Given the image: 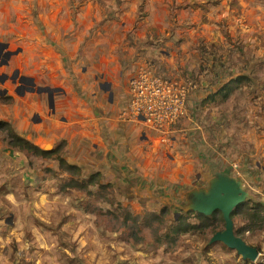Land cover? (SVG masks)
Masks as SVG:
<instances>
[{
    "label": "rangeland",
    "instance_id": "1",
    "mask_svg": "<svg viewBox=\"0 0 264 264\" xmlns=\"http://www.w3.org/2000/svg\"><path fill=\"white\" fill-rule=\"evenodd\" d=\"M29 1L30 10L37 9L38 0ZM83 1L71 0L76 5ZM105 1V5H111V0ZM50 4L52 6L43 9L48 21L53 17L50 14L53 8L58 9L57 14L63 15L68 8L65 0ZM85 4L83 2L77 8L81 11ZM92 7L97 9L95 1ZM34 12L36 15L30 14L29 18L20 17L22 32L11 45L0 46L4 54L16 58L27 54L31 57L40 50L38 45L49 50L53 47L63 61L71 64V67L62 64L61 68L66 67L78 76L79 57L72 59L61 47L58 48V43L52 44L47 37L50 23L40 20L37 11ZM112 21H98L83 41L84 54L80 64L83 68L90 64V58L85 55L90 41L93 44L113 37L115 47L117 44L119 51L128 56L130 48L138 44L131 41L139 39L135 36V29L147 24L142 19L130 32L128 19L112 18ZM79 24L71 23L73 27ZM172 24L166 32L161 28L148 32L153 37L149 39L147 36L146 40L152 44L161 36L164 37L160 38L162 40L167 38L169 51L177 52L163 55L160 69L175 74L184 71L186 76L180 79H195L197 87L193 89L188 107L190 112L170 125L163 135L130 124L116 127L118 122L113 124L112 120L125 113V101L113 94L105 103L100 95L103 92L91 96L83 91L81 97L60 100L64 96H58L57 89L43 87L34 90L30 83L27 87H14L22 98H0V264H243L244 259L236 250L223 242L210 243L212 234L174 233L172 229L188 209L184 193L192 188L206 187L215 172L213 147L221 144L218 147L222 149L220 137L225 136L226 141L231 137L230 133L221 135L226 131L225 123L215 128L207 116L225 111L230 113L232 97L225 102L228 105L222 104V108L202 105V100L221 82L240 75L245 72V67L258 60L257 92L262 98L250 105L254 110L261 107L264 113V37L260 45L252 32L238 37L225 35L224 38L223 34L211 33L212 39H186L177 34L181 24ZM224 26L227 30L224 21L211 23L214 30L223 31ZM127 31L128 36L119 41L120 34ZM181 41L184 49L191 44L198 47V61L192 63L191 69L188 66L182 68V59L177 57ZM126 47L128 49L124 50ZM256 50H262L263 56L257 55ZM137 56L150 61L141 50ZM26 61L20 63L17 60L9 67L0 66V73H3L15 65L10 85H15L12 78L18 75L19 67L29 69ZM145 65L153 69L152 64ZM250 87L243 90L247 97L244 94L235 96L234 104L254 96ZM1 89H4L2 85ZM49 92L45 100L43 93ZM72 101L79 109L70 108ZM56 107L58 111L54 112ZM36 111L56 113L63 120L70 114L72 122L66 124L55 147L59 150L57 155L45 156L28 147L29 151L11 145V133L16 123L33 125L29 113H38ZM100 114L107 117L105 121L98 119ZM55 123L56 120L51 122L53 133L62 130ZM72 123H76L79 129L74 131L70 127ZM144 160H147L146 166ZM66 163L80 166L82 174L68 171ZM94 174L97 184L90 185L89 190L84 189L86 179ZM249 174L252 179L245 182V188L250 192V198L264 202V178L258 179L253 168ZM259 176L264 177V172ZM248 240L260 244L262 251L257 261L264 263V230Z\"/></svg>",
    "mask_w": 264,
    "mask_h": 264
},
{
    "label": "crops",
    "instance_id": "2",
    "mask_svg": "<svg viewBox=\"0 0 264 264\" xmlns=\"http://www.w3.org/2000/svg\"><path fill=\"white\" fill-rule=\"evenodd\" d=\"M65 1L68 7L66 13L64 15L62 13L57 14L56 12H58V9L53 8L50 11V14H53V17L50 21L46 19L47 17L43 13V9L45 6H52L50 3L57 2V0H47L46 2L44 0H38L36 3L37 9L34 10H36L39 14L40 20L48 21L50 23L47 29V36L51 40V43H58V48L61 47V49L66 54L70 55L72 59L84 54L83 41L85 40V37H83L82 34L86 35L89 33L93 27H95L98 21H106L107 23H111L113 22L112 18L119 20L128 19L130 23L129 31L131 32L133 29H135V23L143 19V21L147 22V24L144 27L140 25L135 29V36L139 39L132 37L135 39V41H131L138 44H136V47L131 46L132 48H130V53L128 56H126V58L128 61H130V63H132L131 67L134 69L138 68V66H147L145 64H152V70L154 72L163 75L167 74L169 77H174L173 79H180L186 76V73L181 71L182 74H175L164 71L160 69V65L163 63V55H175L177 51H169L167 46L168 39H160L164 38L162 36L158 41H155L152 44L147 42V36L149 39L150 37H153V35H149L148 32L155 31L158 28L163 29L162 32H166L167 27L171 26L172 22V25L181 24L182 28L177 31V34L186 39H212L211 33H217L220 35L223 34L224 38L225 35L238 37L242 33L252 32L255 35V40L258 41V44L260 45L264 37V0H111V5L108 3L105 5L107 2L105 0H85L83 2L86 4L81 11L77 7L82 5L83 2H81L79 5H76L75 3H72L71 0ZM94 1L96 2V10L92 7V2ZM28 5H30L29 0H22L21 7L29 12L27 16H24L25 18H29L30 14L36 15L34 10H30ZM1 11L5 10L2 9ZM72 21L74 23L79 22V26L73 27L71 25V23H73ZM221 21L227 23V30L225 26L223 31L219 29L214 30L211 28V23H217ZM67 24L68 26H66ZM153 24L156 25L154 26ZM69 26L72 30L68 31L67 28ZM78 31L79 34L77 33ZM129 31H127L125 34H120L119 41L124 40L128 36ZM259 34H261L260 37L258 36ZM136 40L140 41L137 42ZM182 42L183 41L180 43V48H177V57L178 59H182V68L186 69V66H188V68L191 69L192 63L194 61H198L199 50L196 44H191L184 49L181 46ZM4 44L11 45L12 43L9 41L0 40V46ZM38 47L40 48L38 55L41 56L44 61H48V68H51L52 72H57L58 75H60L57 76V78L61 77L63 73L61 69L63 60L61 59L58 51L53 47H51L50 50L44 46L38 45ZM126 49L128 48H124V50ZM139 50L143 51L146 54V58H149L150 61L148 59L139 58L137 56ZM85 51L87 57H90V45L87 46ZM255 53L257 55L259 54V56H263L264 54H262V50L260 52L256 50ZM28 58H30L28 54L21 55L19 58H16L12 55L6 56L3 52V49L0 48V66L2 67H9L16 63L17 60L22 63L24 59L27 60ZM13 67L8 68V71L0 73V85H2L5 90H13L16 85L23 86L17 83L16 80L19 76L21 68L24 66L19 67L17 69L18 75L12 78L15 85L9 84L11 82L10 78L13 74ZM177 68H179V66H177ZM77 69H79V71L84 70L80 63ZM257 72H260L258 60H255V63H251L245 67V72H243L252 79L250 82V90L252 93H255L252 98L243 102H239L238 104H234V98L237 94H244L246 97L248 96L246 91L243 93V90L246 88L239 89L231 96V101L233 104H229L232 105V110L230 113H226L225 111V113H219L216 116H207V119L209 122L211 121V124L215 128H218V125L222 122L225 123V129L227 132L225 131L221 135L228 133L231 134V137L228 141H226L225 136L220 137V141L223 142L222 149L218 147L221 146V144H216L217 147H213V150L215 151V155H213L216 164L215 169L223 170L224 172H227L237 178L241 177L242 180H240L243 181L244 186L248 179H252L251 174H249V172L252 171V168L255 170L256 177L258 179L264 178L263 176H259L264 172V113L262 112L261 107H259L258 110H254L250 105V103L253 101L256 103L261 101L262 98V95L257 92ZM250 73L254 77H252ZM49 94L50 92L47 93V95ZM193 95L194 91L189 98L188 107H190V102ZM226 105L228 104H225V106ZM76 107L74 108L79 109ZM215 107L222 108L224 106L221 105V107ZM36 112L38 113H29V118L33 119V125L27 127H34L37 130L52 132L51 122L56 120L58 126L60 125L59 127L64 131L66 124L68 123V125H70L72 122V120L69 118L70 114L65 116V118L68 117V120H62L60 116V118L56 116V113H41L40 111ZM17 114L23 115L26 113ZM34 115L37 116L34 118ZM106 118L107 117L103 116L102 114H100V117H98V119L103 121H105ZM112 122L113 124L116 123L113 120ZM115 126L118 127L120 125L116 123ZM70 127L75 131L79 126L76 123H72V126ZM62 134L59 136V139L61 138ZM221 165H224L225 168H222ZM248 166H250V168H248ZM242 171L243 174L241 175L240 173Z\"/></svg>",
    "mask_w": 264,
    "mask_h": 264
},
{
    "label": "flooded vegetation",
    "instance_id": "3",
    "mask_svg": "<svg viewBox=\"0 0 264 264\" xmlns=\"http://www.w3.org/2000/svg\"><path fill=\"white\" fill-rule=\"evenodd\" d=\"M0 5H2V7H0L1 10L4 7H8L7 11L3 9L5 11L0 12V40L13 43L16 40V36L22 32V20L20 17L27 16L29 12L21 7L22 0H0ZM67 29L68 31L71 30L70 26ZM110 32L112 33L113 31L110 30ZM90 33L91 32L87 33L83 37H88ZM89 45L91 49V56L89 57L90 64L86 65L84 70L79 71L78 69V76L65 67L63 69L61 68L63 75L57 78V76L48 69V61H44L41 56L38 55L39 50H37L25 63H28L29 69L25 70V66L22 67L16 82L25 87L32 83L31 88L34 90H40L43 89V87L57 89L58 96H64V98L61 97L60 100L81 97L83 91L89 95L103 92L100 94L103 103L109 98L110 94L115 95L117 98L126 97V84H129L134 68L131 67L132 63L127 60L124 53L119 51L117 44L115 47V39L113 37L110 39L103 38L93 44L92 41H90ZM78 60L81 64L83 56H79ZM62 64L71 67V64L67 61H63ZM20 78H24V80ZM103 82L106 83L105 86ZM4 96L11 98L14 96L21 97L14 88L13 90L1 89L0 98ZM43 97L47 100V93H43ZM76 106L77 103L72 101L70 108ZM97 108H100V105H98ZM53 111L57 112V107L53 109ZM118 113L119 111L117 110L116 114L118 115ZM65 119L68 120V117ZM56 124L58 125V123ZM118 125L121 124L118 123ZM77 129H79V127H77ZM146 161L147 160H144V165ZM214 175L215 172L212 173L211 177Z\"/></svg>",
    "mask_w": 264,
    "mask_h": 264
},
{
    "label": "water",
    "instance_id": "4",
    "mask_svg": "<svg viewBox=\"0 0 264 264\" xmlns=\"http://www.w3.org/2000/svg\"><path fill=\"white\" fill-rule=\"evenodd\" d=\"M2 9L7 11L8 7ZM126 85L128 86V84ZM62 131L46 132L20 124H16L14 127V132L18 136L45 151L55 149ZM249 198L250 192L245 188L243 181L220 170L210 178L207 187L193 188L185 192L188 210L199 212L205 216H211L216 211L223 214L225 229L215 233L211 238V243L223 242L228 248L236 250L245 261L256 262L260 256L257 247L249 245L236 234L232 218L234 210Z\"/></svg>",
    "mask_w": 264,
    "mask_h": 264
},
{
    "label": "built area",
    "instance_id": "5",
    "mask_svg": "<svg viewBox=\"0 0 264 264\" xmlns=\"http://www.w3.org/2000/svg\"><path fill=\"white\" fill-rule=\"evenodd\" d=\"M196 87L195 79H173L147 66H138L133 69L127 86L125 113L114 121L163 135L170 125L188 113V101Z\"/></svg>",
    "mask_w": 264,
    "mask_h": 264
},
{
    "label": "trees",
    "instance_id": "6",
    "mask_svg": "<svg viewBox=\"0 0 264 264\" xmlns=\"http://www.w3.org/2000/svg\"><path fill=\"white\" fill-rule=\"evenodd\" d=\"M251 80V77L245 75L243 72H240V75L236 77H230L226 82H221L216 89H212V91L202 100V105H222L232 96L235 91L249 86ZM188 112L190 111L188 110ZM11 135V145L15 148L27 151H29V149L36 150L45 156H54L59 153L58 149H55L51 153H46L26 139L24 140L18 136L14 131H12ZM19 144L24 146H20ZM26 147L29 149H26ZM61 162L64 163V160ZM65 167L73 174H79L82 170L80 166H74L71 163H66ZM216 171L219 170L215 169V172ZM77 184L82 185V183ZM95 184H97V178L94 174L86 179L84 189L89 190L91 187L90 185L95 186ZM101 186L105 188L104 185ZM232 218L234 220L236 234L242 237L249 245L257 247L259 253L261 254L262 249L260 244L250 242L248 239H253L255 234L264 230V202L249 198L245 203L241 204L234 210ZM195 219L196 221H194ZM222 226H225V220L223 218V214L220 211L214 212L211 216H205L199 212L188 210L186 208L185 215L180 217L179 223L173 226L172 231L174 233L181 232L183 234L197 232L214 235L218 231H223L225 229V227L223 228ZM243 264L264 263H262L260 260L256 262L243 260Z\"/></svg>",
    "mask_w": 264,
    "mask_h": 264
}]
</instances>
